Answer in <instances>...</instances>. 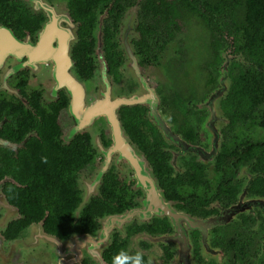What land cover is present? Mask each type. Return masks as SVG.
Returning a JSON list of instances; mask_svg holds the SVG:
<instances>
[{
  "label": "flooded vegetation",
  "instance_id": "1",
  "mask_svg": "<svg viewBox=\"0 0 264 264\" xmlns=\"http://www.w3.org/2000/svg\"><path fill=\"white\" fill-rule=\"evenodd\" d=\"M145 1L120 0L113 14L108 10L117 5L116 0L98 2L96 25L88 37L95 40L94 51L89 47L78 58L82 23L72 14V0H0V264H101L86 245H66L62 240L97 235L109 215L123 216V221L112 225L110 243L102 250L106 264L120 256L108 251L113 244L121 247L126 254L121 258L128 264L137 253L143 255L144 264H185L181 255L188 249L191 264H264V193L253 188L263 173L255 169L258 154L250 156L252 148L263 143L264 129L232 116L243 106L240 102L257 92H244L235 80L234 73L248 61L235 53L240 49L232 41L218 48L220 61L211 53L205 62L200 54L195 57L184 51L178 43L185 27L196 20L183 18L179 30L173 23L148 21L143 14ZM155 2L148 15L160 18L161 0ZM120 9L115 27L108 30L106 24ZM53 13L59 28L47 33L45 26ZM214 15L215 21L224 20L223 14ZM238 15L234 14L240 21ZM67 18L77 24L78 36L76 41L70 39L69 54L58 46L62 33L64 39L71 35ZM140 25L150 33L139 30ZM5 29L13 33L17 45ZM110 32L114 37L107 45ZM233 60L240 64L233 66ZM174 64L185 67L184 81L174 78L178 74L170 67H177ZM150 65H160L157 71L162 67L173 75L174 83L166 92L146 73ZM127 66L133 74L131 83ZM65 73L86 82L79 93L85 105L98 100L101 106L114 105L121 98L141 96L144 102L133 100L118 107L122 128L143 158L142 172L148 169L166 201L182 216L172 219L169 208L152 198L155 190L141 179L140 160L115 146L103 112L92 123L79 126L72 96L61 87ZM96 74L102 84L90 101L93 89L88 83ZM222 87L212 116L210 98ZM226 99L229 103L224 106ZM63 121L69 124L66 131ZM63 145H70L66 147L72 151L77 145L82 151L71 190L77 194L78 206L70 210V218L67 212L62 214ZM156 151L159 158L150 154ZM37 164L49 165L37 172ZM18 171L32 174L21 177ZM166 184L175 185L174 193L165 189ZM105 190L111 192L107 199L116 211L94 215L98 207L91 204L92 198ZM86 217L95 222L94 227L76 229L75 223Z\"/></svg>",
  "mask_w": 264,
  "mask_h": 264
},
{
  "label": "trees",
  "instance_id": "2",
  "mask_svg": "<svg viewBox=\"0 0 264 264\" xmlns=\"http://www.w3.org/2000/svg\"><path fill=\"white\" fill-rule=\"evenodd\" d=\"M100 1L102 0H76L74 3L72 0V3H74L72 14L82 23L80 28V40L76 44V54L78 58L81 52L89 47L90 50L94 51L93 45L95 40H89L88 37H91L92 28L96 25V13H98V9H95V7ZM119 1L120 0H116L118 6L114 4L115 7H111L108 10L110 14H113L118 9L120 5ZM155 1L156 0H146L144 3L146 10L143 14H145L144 16L148 21H152L153 19V21L161 22V24L163 22L173 23L175 28L179 30L183 26V18L195 19L198 23L204 25L209 33L208 46L211 55L216 57L215 60L220 61L217 51L225 41H232L233 44L240 49L236 50L235 53L244 55L248 62L243 69L234 73L235 80L237 79L238 86L242 87L244 92H253V89H256L257 92L246 102H240L243 106L239 107L236 114L232 113V116L235 121L241 119L245 121L246 124L258 125L264 129V0H217L215 4H213L214 0H174V4H170V0H161L160 12L162 15L160 18L150 17L148 15L150 11L156 8ZM121 13L122 9L115 15V19L112 18V23L108 22V24H106L108 30H110L112 24L116 25ZM218 13L224 15V20L222 19V22H220V19L215 21L214 14ZM234 14H239L238 17L240 21L236 19L237 17L234 16ZM139 30H146L147 33H150V30H147V27L143 25L139 26ZM226 36H229V39H226ZM113 37L114 34L110 32L105 39V43L109 45ZM239 64V61L233 60V66ZM227 103H229L228 99L222 102L224 106H227ZM132 131L133 130H131V132ZM136 139H139V137ZM75 140H78V138ZM262 142L263 143H259L257 146L255 145L256 147L254 146V148H252L250 156L258 154V161L255 164V169L263 173V176H259L258 179L254 181L255 187L253 188L255 191L257 190L258 192L264 193V141ZM66 146L70 145H63L65 156H61L62 158L60 157V161L63 164L62 179L64 178L62 181V199L63 196L66 198V201L62 205V214L67 212V217L70 218V210L78 206L77 194L71 192V190L76 185L77 168L81 166L82 151L80 146L77 145H74L75 151H72V147ZM150 154L151 156L159 158L160 156L158 155L161 153L160 151H156L150 152ZM45 157L52 162L51 157L48 155H45ZM156 161L162 168V161L158 159H156ZM48 165L45 168H47ZM45 168H43L41 164L36 165L37 172L43 171ZM31 174V171H18L17 173V175L21 177L30 176ZM174 187V184H166L165 189L174 193ZM107 191L105 190V192H102V196L97 195L92 198L91 204H95V206L98 207L96 213L93 212V214L95 213L94 215L101 216L105 211H116V209H114L115 207L112 205L114 202L112 203V201L107 199L111 193H107ZM88 214H92L91 211ZM75 224L78 225L76 229L84 232L94 227L95 222L92 220L90 223V219L86 217L83 221ZM67 228L70 229L71 227ZM65 230L66 227H64L62 223V233L67 231ZM108 251H116V253L122 252L121 247L116 244H113ZM117 257H119V255H114L110 258L113 264ZM120 259L123 264H128L127 261H124L121 257Z\"/></svg>",
  "mask_w": 264,
  "mask_h": 264
},
{
  "label": "water",
  "instance_id": "3",
  "mask_svg": "<svg viewBox=\"0 0 264 264\" xmlns=\"http://www.w3.org/2000/svg\"><path fill=\"white\" fill-rule=\"evenodd\" d=\"M50 19L47 23V25L45 26V32H51V31H57L59 28L57 22H58V18L55 15V13L50 14ZM67 21L69 22V18H67ZM70 27V37L64 39L63 37L65 36L64 33H62V38H60V40H62V42L58 41V46L59 48L62 50V48H65L69 53H71V49H72V44L69 43L70 39L72 40H77L78 36H77V24H73L69 22V26ZM8 36L10 37V39H12L15 45L16 44V38L14 37L13 33L9 30V29H5ZM73 42V41H72ZM46 43L49 44V38L47 37ZM62 43V44H61ZM69 43V44H68ZM61 44V45H60ZM66 52V51H65ZM99 52L101 53V48L99 47ZM102 56V55H101ZM69 63L73 64V61L69 55ZM103 58V57H102ZM104 62V61H103ZM103 69V74L106 75V65L105 62L103 63L102 66ZM68 70V68H67ZM62 78V77H61ZM148 86V83H147ZM61 87H64L67 89L68 93L70 94V96H72V110H74L76 112V110L78 111V122H79V126H85L88 125L90 123L93 122V119L100 115V113L107 115V119L108 122L110 123V127L111 130L113 132V138H114V142H115V146L121 147V149L124 150V152L126 153L127 156L132 157L135 161H137L138 159L140 160V166H139V171L142 172L145 164H143V158L140 157V155H138L137 151L135 150L134 146L132 145V143L130 142V140L128 139V137L126 136L122 125H121V121H120V116H119V112H118V107L121 104H129L132 103L133 100L134 101H141V96H133L131 98H121L119 99L114 105H107L104 104V106L102 105V101L98 100L96 102H94L93 104H82L83 103V99L81 100L80 97V90H82L84 88V84L83 82L78 78V77H71V75H69L68 73H65V75L63 76L62 79V83H61ZM149 88V86H148ZM225 88L222 87L221 89H219L217 92H215L213 94V96L210 98V105L212 108V116L215 115L216 112V101L217 99L220 98L222 91ZM144 102V101H141ZM83 105H85V108H83ZM81 107V110L79 113V108ZM127 151V152H126ZM142 162V164H141ZM146 162V160L144 159V163ZM138 164V163H137ZM145 170V169H144ZM145 179V181L147 182L146 184L151 185V187L155 190L152 195V198H156L160 201L161 205L163 208H169V214L171 215L172 219L175 216H182L184 213L177 211L176 208L173 206L172 202L166 201L165 197L162 194V191L159 187L156 186V182L154 181V179L152 178V176L149 174L148 169L146 168V173L142 172L141 175V179ZM155 182V183H154ZM168 214V215H169ZM169 215V216H170ZM123 221V216H115V215H109L107 216L103 222H102V227L100 228L99 232L97 235H91V234H78L76 235L74 238L63 241L62 240V244H66V245H73V244H77V245H86L90 255H92L94 258H96L101 264H106L104 257L102 255V250L110 243V231L112 230L111 228L113 227L112 225L115 224L116 222H121ZM170 239V238H169ZM80 258V256L78 255L77 259ZM182 260L184 261L185 264H191L192 262V257L190 254V249H188L186 251V255H181ZM188 260V262H187ZM181 264V262H180Z\"/></svg>",
  "mask_w": 264,
  "mask_h": 264
},
{
  "label": "rangeland",
  "instance_id": "4",
  "mask_svg": "<svg viewBox=\"0 0 264 264\" xmlns=\"http://www.w3.org/2000/svg\"><path fill=\"white\" fill-rule=\"evenodd\" d=\"M136 10H133L131 12L132 15H135ZM128 17V16H127ZM185 31L183 33V35L181 36V44L178 43V47H184V51L186 52H192L193 56L197 57V54H200L201 57H203L205 59V62L209 61L210 59V49H209V33L207 32L206 28L204 27V25L193 21L189 22V24L185 27ZM99 30V29H98ZM97 30V31H98ZM173 48H171V54H173L172 51ZM224 52V50H223ZM207 55H205V54ZM169 56V58L172 60V62L176 63L173 60V57ZM203 62V63H205ZM150 64V62L148 63ZM177 67L171 66V69L174 71L175 77L179 82L180 81H184L186 79V69L185 67L182 66H178L177 64H174ZM160 66V65H158ZM155 65H150L147 69H146V73L151 76L153 84L158 86L159 89L163 90L164 92H166L168 90V88L170 87L169 85L174 83V78L173 75L168 71L163 69L162 67H160V71H157V67ZM224 69V68H223ZM223 71V70H222ZM126 76H127V80L128 82L131 83V79L133 76L132 72L128 69V66L126 68ZM84 83V82H83ZM89 85L92 86L93 92H91L90 94V101H92L96 96V90L98 89L99 86H101L102 82L100 79V76L98 74H96L95 78L93 80H91L90 83H88ZM84 85H86V82L84 83ZM96 95V96H95ZM204 106V104L202 105ZM199 107V106H196ZM64 122V123H63ZM62 125L64 130L66 131L69 128V124L66 121H63ZM100 127V124H99Z\"/></svg>",
  "mask_w": 264,
  "mask_h": 264
},
{
  "label": "clouds",
  "instance_id": "5",
  "mask_svg": "<svg viewBox=\"0 0 264 264\" xmlns=\"http://www.w3.org/2000/svg\"><path fill=\"white\" fill-rule=\"evenodd\" d=\"M126 254L121 252L120 256L115 258L114 264H123L120 257H124ZM131 264H144L143 255L141 253H137L134 257H131Z\"/></svg>",
  "mask_w": 264,
  "mask_h": 264
},
{
  "label": "bare ground",
  "instance_id": "6",
  "mask_svg": "<svg viewBox=\"0 0 264 264\" xmlns=\"http://www.w3.org/2000/svg\"><path fill=\"white\" fill-rule=\"evenodd\" d=\"M37 5H38V4H37ZM106 116H107V115H106ZM120 148H121V147H120ZM126 152H127V151H126ZM124 154H125V153H124ZM125 155H126V154H125ZM123 156H124V155H123ZM126 156H127V155H126ZM129 156H130V154H129ZM71 247H72V246H71ZM75 247H76V246H75ZM75 247H74V248H75ZM70 249H71V248H70ZM77 249H78V248H77Z\"/></svg>",
  "mask_w": 264,
  "mask_h": 264
}]
</instances>
